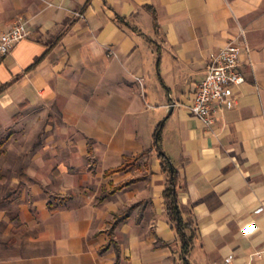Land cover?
Wrapping results in <instances>:
<instances>
[{"label":"crops","instance_id":"0c3cea01","mask_svg":"<svg viewBox=\"0 0 264 264\" xmlns=\"http://www.w3.org/2000/svg\"><path fill=\"white\" fill-rule=\"evenodd\" d=\"M18 18L31 34L0 61V264H264V0H0V35ZM231 41L245 82L208 128L188 107Z\"/></svg>","mask_w":264,"mask_h":264},{"label":"built area","instance_id":"2783aa9c","mask_svg":"<svg viewBox=\"0 0 264 264\" xmlns=\"http://www.w3.org/2000/svg\"><path fill=\"white\" fill-rule=\"evenodd\" d=\"M82 17L81 13H75ZM27 22L18 18L14 25L0 35V61L24 39L30 36ZM241 44L229 42L208 63L205 78L199 83L195 100L189 111L210 128L215 116L224 107H232L235 102V89L245 82L240 69V57L243 51ZM136 80L141 83L140 78ZM176 106L171 104L170 107ZM222 264H239L231 258H226ZM247 264H252L251 262Z\"/></svg>","mask_w":264,"mask_h":264},{"label":"trees","instance_id":"16d2710c","mask_svg":"<svg viewBox=\"0 0 264 264\" xmlns=\"http://www.w3.org/2000/svg\"><path fill=\"white\" fill-rule=\"evenodd\" d=\"M162 125L163 124H160L158 126L156 133H155L154 150L160 153V157L163 161V171L167 173L169 176L167 180V186L164 191V197L166 199L167 210L170 213L173 220L175 221L177 232L182 241L183 255L185 256L189 251V248L193 240V236H187L186 234L187 224L183 222L182 217L180 215L179 204H178V191L180 188V177L177 171L173 168L170 159L161 151L160 142H161ZM2 146H3V143L1 142L0 150ZM137 159L138 158L129 159L128 162L118 170L127 168L128 166L132 165ZM20 179L22 181L26 180L24 167L22 169V175H20ZM113 241H114L113 235H111V243H113ZM185 264H190V263L186 260Z\"/></svg>","mask_w":264,"mask_h":264},{"label":"rangeland","instance_id":"374dc122","mask_svg":"<svg viewBox=\"0 0 264 264\" xmlns=\"http://www.w3.org/2000/svg\"><path fill=\"white\" fill-rule=\"evenodd\" d=\"M4 139V141H2V143H3V146H2V148H1V150H0V153L2 154V151L5 153V151H6V147H5V145H7L6 144V142L9 140V136L8 135H6V137H4L3 138ZM3 139H1V140H3ZM1 143V142H0ZM23 144V146L25 145L26 147H27V149H31V147H32V144H31V140H30V138H28V139H26V140H24V141H21L20 143H19V145L21 146ZM3 162V164H4V160H2ZM7 162V166L9 165L10 166V164H13L14 166H19L20 165V162L19 161H17V162H14L15 160H14V158H11L9 161L8 160H6ZM11 162V163H10ZM5 165V164H4Z\"/></svg>","mask_w":264,"mask_h":264}]
</instances>
